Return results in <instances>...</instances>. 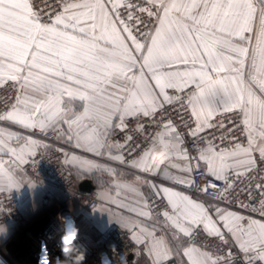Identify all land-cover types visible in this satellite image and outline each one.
Wrapping results in <instances>:
<instances>
[{"label": "snow or ice", "instance_id": "1", "mask_svg": "<svg viewBox=\"0 0 264 264\" xmlns=\"http://www.w3.org/2000/svg\"><path fill=\"white\" fill-rule=\"evenodd\" d=\"M56 2L58 11L49 0H0V87L10 85L17 93L10 109L0 113V122L56 132L93 156L185 188H193L194 175L201 173L212 180L196 191L207 194L211 188L214 199L228 203V194L248 180L241 192L250 202L239 207L261 219L210 207L137 176L151 195L114 180L117 189L140 197L132 206H117L151 220L152 197L166 201L159 215L171 239L158 236L156 224L129 228L122 220L130 218L123 216L116 222L132 231L135 243L145 245L152 264H167L173 257L177 264H236L230 249L220 255L197 245L198 234L224 246L230 237L243 264H264V175H253L264 163V0ZM175 105L195 125L184 123L196 145L192 150L168 118L167 108ZM224 114L239 120L232 119L227 132L223 122H216ZM145 121L158 131L149 133ZM116 130L125 133L123 143L112 141ZM210 130L221 134L211 131L209 138ZM237 130L246 144L238 138L229 141L232 148L215 143ZM137 134L148 141L138 156L139 142L128 148ZM42 147L48 145L0 127V156L9 157L8 165L0 159V192L19 187L16 169L34 161ZM126 148L133 159H126ZM71 160L83 171L115 176L114 168L97 161L76 155ZM253 189L258 202L252 200Z\"/></svg>", "mask_w": 264, "mask_h": 264}, {"label": "built area", "instance_id": "2", "mask_svg": "<svg viewBox=\"0 0 264 264\" xmlns=\"http://www.w3.org/2000/svg\"><path fill=\"white\" fill-rule=\"evenodd\" d=\"M39 2L40 0H33L34 4H39ZM49 3H51L57 11L60 9V5L56 2V0H49ZM145 20H147L146 15ZM16 95V91L13 90L10 85L0 87V113L10 109L11 105L15 103ZM178 111L180 112V115L177 114ZM167 115L168 118L173 120L179 132L184 135L186 147L189 150L195 148L196 145L187 135L189 129L184 126L185 122L189 123L190 127L195 126L191 121L190 114L187 111L180 109L179 105H175L167 108ZM181 116L183 117V120H181ZM232 119H236V122L239 123L236 114H224L217 116L216 122H223L226 127L222 131L227 132L228 128L233 127L230 122ZM129 123L132 124L134 121H129ZM145 123L147 127V122L145 121ZM147 131L149 133H154L155 131H158V129L154 127H147ZM211 131H215V135L217 137L221 134V130H210L209 133L205 134L209 136V138L211 137ZM38 135L55 144L60 142V137H58L56 132L49 131L46 134H42L38 131ZM124 137V132L116 130L112 135V141L123 143ZM234 138H238L240 143L246 144V139L242 134V130L232 132L228 139L223 142L216 139L215 143L221 147L232 148L234 147V143H230L229 141ZM137 142H139V146L138 148H135L136 156L139 155L140 150L148 147V141L144 140L137 134L135 140L132 144H129L128 148H134ZM128 148L124 149V154L126 159L130 160L134 157L129 155ZM192 155H195V153L192 152ZM259 167L262 171L258 174L253 173V175H264V163L259 164ZM201 168H203V165H201ZM23 171L27 177L33 180H41L47 186L44 187L42 193L44 212L28 227L25 232L27 237L30 239L31 245L29 252V258L31 261L30 264H37L41 243L47 245L49 253L52 257L61 256L59 244L61 237L64 235V228L57 219L58 214L65 217H71L75 220L76 226L79 228V236L75 243L78 246H83L87 249L85 264H100L101 254H107L108 258L112 260V264H122L125 260L129 259L131 255H133V259L129 261V264H140L138 261L139 247L138 244L132 240V233L130 231L124 229L118 224H113L102 238L94 240L91 235L93 224L89 216L84 213H74L72 210L67 208L65 205L67 201H76L81 204L86 211L92 212L100 206V197L96 188L91 192H84L79 189V184L82 179L79 178L66 163L65 151L61 146L55 145L41 150L38 155L35 156L34 161H30L23 167ZM194 180L195 185L193 190L196 194L230 208L241 210L249 215L260 217L255 212L239 207V204L241 203L248 204L250 202L249 197L241 192V188L248 184V180L245 179L242 183H238L235 191L228 194L231 203H228L225 200L214 199L213 197L215 192L211 188H209L207 194H201L196 191L197 188H203L209 180H212L211 177H205L201 173H196L194 175ZM213 182L218 186H222L220 182ZM257 182L261 181H252L253 184ZM55 190H58L60 194H57ZM259 199V194L255 191V189H253L252 200L258 202ZM150 203L153 208L152 215L159 222H163V217L159 215V213L167 208L166 201L161 200L158 197H152ZM53 206L56 207V211L52 210ZM7 223H26V225H28L26 217L20 207L18 194L13 191L0 193V224ZM194 242L197 245L206 246L207 250L213 252L214 254L223 255L230 249L233 253L236 264H243V255L235 246L230 244L227 246L221 245L214 238L206 237L203 234H198ZM112 245L115 246V253H112L110 247ZM3 254L4 264H21L19 262L13 263L7 254L5 255L4 252ZM167 264H177V262L169 261Z\"/></svg>", "mask_w": 264, "mask_h": 264}, {"label": "crops", "instance_id": "3", "mask_svg": "<svg viewBox=\"0 0 264 264\" xmlns=\"http://www.w3.org/2000/svg\"><path fill=\"white\" fill-rule=\"evenodd\" d=\"M0 127L5 129L19 132L22 135H31L34 138L46 143L48 145L47 148L53 147L55 145L61 146L65 151V160L71 170L82 180L83 179H90L93 181L95 188L99 192L100 197V206L92 212H88L84 209V207L76 201H67L65 205L67 208L72 210L74 213H84L89 216L93 227L91 231L92 238L94 240L102 238L111 228L113 224H118L116 221L121 219V216L124 218H130L126 220H122V223H128L129 228L132 224L140 223L146 226L147 228L151 229L153 224L157 225V235L158 236H165L169 240L171 239V232L169 229L163 226V222H159L153 215L152 219L148 220L144 217L136 216L134 213L127 211L125 208L118 207L119 203H125L129 206L134 205L135 201L140 200V197L137 196L135 193L131 191H127L125 189H117L114 187L113 181H119L121 183H128L136 185L145 196H150L151 192L150 189L147 188L143 181H137L136 177L141 176L145 180H153L157 184L164 183L165 186L175 189L176 191L185 192L193 196V198L203 201L208 206H219L223 209L237 211L243 214L245 217H252L255 219H261V217L249 215L241 210L230 208L218 202L209 200L196 194L193 188H185L181 185L172 184L166 181H160L157 177L149 176L145 173L138 172L136 169L126 167L118 162L112 161L107 159L106 157H96L90 153L84 152L81 149H78L73 146L72 143H68L66 141V137L60 138V142L58 144L52 143L48 140H45L41 136L38 135L39 130H25L17 125L11 124L10 122H0ZM23 141H21L22 143ZM47 148H40L41 150ZM73 155L87 158L89 160L97 161L100 164L107 165L111 168L115 169V176L109 175L105 171H83L79 167L76 166L75 162L71 160ZM0 159L4 160L5 164H9V157L8 156H0ZM30 162V161H29ZM28 162V163H29ZM27 163V164H28ZM180 163V161H177ZM26 166L22 165L19 169H16L17 179L19 181V187L13 188L12 190H6L4 192H17L20 198V207L22 212L26 217V222L28 224H32L37 218H39L44 212V206L42 203V193L44 187H47L41 180H34L28 181L27 175L23 171V167ZM11 167L15 168V165H11ZM22 169V170H21ZM120 192V195L117 196V192ZM57 194H60L58 190H55ZM2 193V192H0ZM64 201V200H63ZM112 201H116L113 203ZM53 211H56V207L53 206ZM247 221H245L246 223ZM120 225V224H118ZM121 226V225H120ZM19 224L15 223H7V224H0V264H4V247L9 244H13L17 241L19 236ZM124 229L129 230V228ZM132 233V231H130ZM133 234V233H132ZM229 244L235 246L231 242V238L229 237ZM139 252H138V261L140 264H152L150 257L145 253V245L138 244ZM9 255V252L6 251ZM213 253V252H212ZM214 254V253H213ZM169 261L177 262L176 258L173 257ZM167 261V262H169ZM23 263V262H21Z\"/></svg>", "mask_w": 264, "mask_h": 264}, {"label": "clouds", "instance_id": "4", "mask_svg": "<svg viewBox=\"0 0 264 264\" xmlns=\"http://www.w3.org/2000/svg\"><path fill=\"white\" fill-rule=\"evenodd\" d=\"M57 219L64 228V235L59 244L61 256L52 257L47 245L41 243L37 264H85L87 249L75 243L79 236V228L76 226L75 220L60 214L57 215ZM110 247L112 253H115V246ZM100 264H112V260L108 258L107 254H101Z\"/></svg>", "mask_w": 264, "mask_h": 264}, {"label": "rangeland", "instance_id": "5", "mask_svg": "<svg viewBox=\"0 0 264 264\" xmlns=\"http://www.w3.org/2000/svg\"><path fill=\"white\" fill-rule=\"evenodd\" d=\"M31 180L34 181L33 179L28 178V181H31ZM18 199L20 200L19 195H18ZM19 225L21 227L19 229L18 239L15 243L6 245L4 247L5 255L6 254L8 255V253L6 252L8 251L9 259H11L13 263L23 262L21 264H30L31 261L29 258V252H30L31 245H30V239L27 237L25 232L31 224L26 225V223L25 224L22 223Z\"/></svg>", "mask_w": 264, "mask_h": 264}, {"label": "water", "instance_id": "6", "mask_svg": "<svg viewBox=\"0 0 264 264\" xmlns=\"http://www.w3.org/2000/svg\"><path fill=\"white\" fill-rule=\"evenodd\" d=\"M79 189L84 192H91L95 189V185L90 179H83L79 184ZM65 210V206H64ZM133 259V255L129 257V259L125 260L122 264H129V261Z\"/></svg>", "mask_w": 264, "mask_h": 264}]
</instances>
